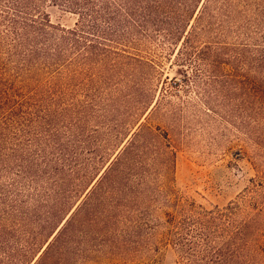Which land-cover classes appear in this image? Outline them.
<instances>
[{"label": "trees", "instance_id": "16d2710c", "mask_svg": "<svg viewBox=\"0 0 264 264\" xmlns=\"http://www.w3.org/2000/svg\"><path fill=\"white\" fill-rule=\"evenodd\" d=\"M47 1L78 13L76 27L54 24L42 10ZM0 5L14 51L9 57L15 58L12 69L0 62V255L10 263L72 264L82 248L75 241L80 227L97 228L102 221L93 198L120 180L147 177L149 161L164 176L173 167L175 146L154 125L166 93L157 96L147 72L138 83L130 122L117 130L107 152L90 150V159L81 162L75 145L86 141L81 123L89 120V108L100 109L104 87L114 78L99 77L92 87L85 82L91 105L78 107L55 81L64 68L90 79L109 63L113 70L121 63L153 71L154 62L140 53L142 40L162 36L175 44L182 67L198 59L207 68L208 110L245 132L264 154V0H0ZM188 81L186 70L172 86ZM213 95L221 97L220 108ZM54 114L64 120H54ZM41 133L46 148L19 152L18 146ZM259 172L264 176L263 168ZM248 191L264 201V188ZM260 211L264 214V202ZM253 244L248 264H264L260 230ZM180 245L186 251L187 244ZM211 251L214 260L204 264H230L222 250Z\"/></svg>", "mask_w": 264, "mask_h": 264}, {"label": "rangeland", "instance_id": "374dc122", "mask_svg": "<svg viewBox=\"0 0 264 264\" xmlns=\"http://www.w3.org/2000/svg\"><path fill=\"white\" fill-rule=\"evenodd\" d=\"M42 10L54 24L64 28L76 27L81 19L62 2L47 1ZM2 20L0 17V62H6V69H12L15 58H10L9 53L14 51ZM175 47L162 36L142 40L139 52L154 62L153 71L146 66L121 63L113 70L109 63L104 69L105 76H99L104 72L100 70L93 79L67 68L56 76L55 81L67 89L65 99L74 101L78 107L90 102L86 96L88 85L92 87L99 77L114 78L113 85L104 87L100 109L93 112L89 108L86 112L89 120L81 123L86 129L83 137L86 141L75 144L81 162L84 158L87 163L85 158L90 159V150L107 152L117 130L124 122H130L136 110L138 83L145 72L149 73L147 83L157 96L166 93L154 125L168 136L176 153L166 176L149 161L147 177L120 180L93 198L102 221L97 228L91 223L80 227L84 233L75 241L82 248L75 251L72 264H204L212 261L213 248L222 250V259L230 264H248L253 257L256 234L259 230L264 234V214L260 211L264 201L259 199L261 195L248 191L252 187L264 188L261 184L264 176L259 172L264 169L263 151L220 113L208 110L203 97L207 68L203 63L199 65L198 59L192 67H182L185 62L181 58L178 61ZM186 70L189 81L176 89L173 81ZM232 96L233 102H237L235 93ZM213 97L221 106V97ZM53 117L56 121L64 120L56 114ZM45 137L41 133L33 142L25 141L18 146L19 152L28 154L46 148ZM87 142L91 144L89 147ZM180 243L187 244V252L181 251ZM10 262L0 255V264Z\"/></svg>", "mask_w": 264, "mask_h": 264}]
</instances>
